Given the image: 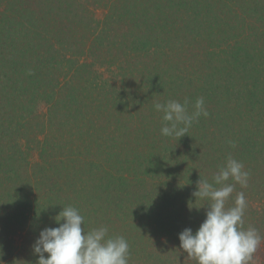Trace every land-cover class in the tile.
I'll list each match as a JSON object with an SVG mask.
<instances>
[{
    "label": "trees",
    "instance_id": "trees-1",
    "mask_svg": "<svg viewBox=\"0 0 264 264\" xmlns=\"http://www.w3.org/2000/svg\"><path fill=\"white\" fill-rule=\"evenodd\" d=\"M201 97L207 116L161 135L156 103L191 114ZM263 104L264 0H0V264H32L67 206L110 237L153 216L162 264H196L178 234L205 219L198 181L229 156L249 177L226 182L225 207L244 194L264 264Z\"/></svg>",
    "mask_w": 264,
    "mask_h": 264
},
{
    "label": "clouds",
    "instance_id": "clouds-1",
    "mask_svg": "<svg viewBox=\"0 0 264 264\" xmlns=\"http://www.w3.org/2000/svg\"><path fill=\"white\" fill-rule=\"evenodd\" d=\"M186 104L187 101L181 104L175 100L155 104V109L163 113L162 120L166 122L160 129L161 135L180 138L194 120L208 115L203 97L196 100L195 111L191 114ZM248 177L244 165L229 156L226 164L214 175L213 183L198 181L194 196L208 201L206 217L195 232L185 228L178 234L180 249L196 264H254L262 237L255 227L246 230L243 227L244 194H237L233 207H225L234 191V184L226 182L231 178L246 187ZM55 221L58 226L43 228L32 245L33 252L38 254V264H128L127 240L123 236L109 237L106 226L85 231L82 228L84 217L75 207H63Z\"/></svg>",
    "mask_w": 264,
    "mask_h": 264
},
{
    "label": "rangeland",
    "instance_id": "rangeland-1",
    "mask_svg": "<svg viewBox=\"0 0 264 264\" xmlns=\"http://www.w3.org/2000/svg\"><path fill=\"white\" fill-rule=\"evenodd\" d=\"M216 88L217 91H221L223 89L222 87L219 86H216ZM240 96L242 98L245 97L244 94ZM257 105H251V106H257ZM260 112L264 114V107L260 110ZM204 118L208 119V117H204ZM30 156L32 160L37 159V155L35 151L31 152ZM147 222L149 224L147 226L143 225L141 227L142 230L128 228L129 229L128 232L122 235L127 240L129 245L128 264H162L163 259L165 260L168 259L167 257L161 255L157 251L159 250L158 247L161 250H164V248L167 247V245H165L164 237H162V235H166L167 232H169L168 231L169 227L163 224L162 222H156L153 216L149 217L147 219ZM170 251L172 250L170 249ZM31 259H33V257L30 258V260ZM31 261L32 264H38V257L36 258V260L34 259V261L33 260Z\"/></svg>",
    "mask_w": 264,
    "mask_h": 264
}]
</instances>
